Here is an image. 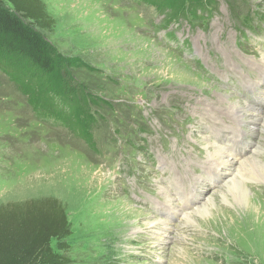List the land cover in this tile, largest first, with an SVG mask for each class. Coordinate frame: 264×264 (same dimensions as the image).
Instances as JSON below:
<instances>
[{
    "label": "rangeland",
    "instance_id": "obj_1",
    "mask_svg": "<svg viewBox=\"0 0 264 264\" xmlns=\"http://www.w3.org/2000/svg\"><path fill=\"white\" fill-rule=\"evenodd\" d=\"M41 1L55 22L45 39L93 72L71 70L75 101L40 104L0 70V204L58 199L70 264H264V175L242 174L244 217L214 194L244 159L264 165L263 124L242 142L229 130L230 102L264 115V0H212L168 24L134 0ZM208 143L229 155L218 171Z\"/></svg>",
    "mask_w": 264,
    "mask_h": 264
},
{
    "label": "trees",
    "instance_id": "obj_2",
    "mask_svg": "<svg viewBox=\"0 0 264 264\" xmlns=\"http://www.w3.org/2000/svg\"><path fill=\"white\" fill-rule=\"evenodd\" d=\"M138 1L163 14L167 24L188 15L191 19L202 18L205 7L212 5V0ZM54 23L41 0H0V70L13 83V79L20 82L29 102V94L41 104L48 93H62L75 101L78 96L71 70L85 68L93 72L79 60L63 58L45 39L44 32ZM103 105L107 106L105 102ZM70 234L66 209L56 198L9 207L0 204V264H70L61 254Z\"/></svg>",
    "mask_w": 264,
    "mask_h": 264
},
{
    "label": "bare ground",
    "instance_id": "obj_3",
    "mask_svg": "<svg viewBox=\"0 0 264 264\" xmlns=\"http://www.w3.org/2000/svg\"><path fill=\"white\" fill-rule=\"evenodd\" d=\"M263 59V58H262ZM208 97L212 98L211 95H209ZM218 97V96H216ZM214 99V98H213ZM224 99V98H223ZM211 100V99H210ZM228 100V99H227ZM229 102V100L227 101ZM226 102V103H227ZM218 104V103H217ZM230 104H232V116H234L236 118V123H237V127L236 128H230V133H232L233 131H238L239 133H237L238 135H235L236 138L244 131V133H242V136H250L253 137V135L255 134V132L257 133V128L256 126H262L261 130H264V115H262L263 113L259 110H251L252 114L250 113H242L240 108H243V110H246L247 107L240 105L237 101H233L230 102ZM229 104V105H230ZM226 105V104H225ZM224 105V106H225ZM226 107V106H225ZM230 108V107H228ZM251 109V108H250ZM230 110V109H229ZM240 110V112H239ZM219 111V109H218ZM222 111V110H221ZM227 113V112H226ZM231 115V114H229ZM228 116V115H227ZM231 116V117H232ZM233 118V117H232ZM256 129V130H255ZM259 130V129H258ZM245 132L247 134H245ZM264 132V131H263ZM262 132V133H263ZM255 136V135H254ZM224 137V136H223ZM218 139V138H217ZM234 139V138H233ZM202 141H204L206 143L205 140L202 139ZM249 141V140H248ZM204 145V144H203ZM236 145V143H235ZM209 147H213L215 148V153L211 154V157L214 159V162L211 164V166L215 169V170H219L221 167H223L227 161L224 159L226 157H228L229 155L227 154V152L222 151L220 148L216 147V146H211L210 143H208ZM253 150V149H252ZM251 150V151H252ZM233 151V150H232ZM231 151V153L233 154V152ZM213 153V152H212ZM260 153V151L256 152V154ZM251 156V155H250ZM231 158V157H230ZM236 158V157H235ZM238 159V158H237ZM212 160V159H211ZM213 161V160H212ZM232 163V162H231ZM232 165V164H231ZM232 168L235 167L231 166ZM230 167V168H231ZM227 168V167H226ZM235 169V168H234ZM238 169H240L239 171V175L238 178L236 176H232L231 179H228L227 182L224 183V189L222 190H217L214 192V194L216 195H220V198L223 202H225L227 205L231 204L235 206V209L237 210V214L241 217H244V215H249L248 211H250L251 209L255 208L253 207V201L250 200V198L248 197L247 192L240 188L239 185L240 181H241V177L242 174L245 173V175H253L254 172H259L261 173V175H264V165L261 164L260 162H258L257 160H254L253 158H249V159H244V161H241V164L238 166ZM237 169V170H238ZM223 170V169H222ZM233 170V169H232ZM234 171V170H233ZM237 173V171H236ZM232 174V173H231ZM210 178H214L213 176H210ZM222 178V177H221ZM220 178V179H221ZM258 191H255V193ZM260 192V191H259ZM251 193V192H250ZM229 195V196H228ZM187 200V199H186ZM188 201V200H187ZM186 201V202H187ZM209 204L211 205V201H209ZM188 205H185L184 203V207H187ZM169 213V211H168ZM172 214V213H171ZM188 215L185 218V226H187L188 224L191 223V215L194 214H190L189 212L187 213ZM196 215L199 216V219L207 221V219H209L210 217H212L213 215L209 212V210L207 208H203L201 210H197L196 211ZM212 215V216H211ZM158 223L156 222H151L148 223V228L154 230L156 228ZM182 225V224H181ZM164 226H166V223H164ZM182 226V227H185ZM245 226V224H244ZM165 228V227H164ZM158 229V228H157ZM163 230V229H162ZM165 231V230H164ZM167 231V230H166ZM160 232V230H159ZM158 232V233H159ZM162 233V232H161ZM166 233V232H165Z\"/></svg>",
    "mask_w": 264,
    "mask_h": 264
}]
</instances>
